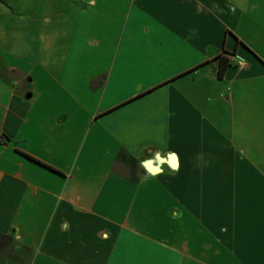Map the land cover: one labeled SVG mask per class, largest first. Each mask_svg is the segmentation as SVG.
Returning <instances> with one entry per match:
<instances>
[{
  "label": "crops",
  "instance_id": "crops-1",
  "mask_svg": "<svg viewBox=\"0 0 264 264\" xmlns=\"http://www.w3.org/2000/svg\"><path fill=\"white\" fill-rule=\"evenodd\" d=\"M0 135V264H264V0H0Z\"/></svg>",
  "mask_w": 264,
  "mask_h": 264
},
{
  "label": "trees",
  "instance_id": "trees-1",
  "mask_svg": "<svg viewBox=\"0 0 264 264\" xmlns=\"http://www.w3.org/2000/svg\"><path fill=\"white\" fill-rule=\"evenodd\" d=\"M229 65V61L227 58L220 56L219 57V69L218 74H221L222 70L225 69L226 66Z\"/></svg>",
  "mask_w": 264,
  "mask_h": 264
},
{
  "label": "built area",
  "instance_id": "built-area-1",
  "mask_svg": "<svg viewBox=\"0 0 264 264\" xmlns=\"http://www.w3.org/2000/svg\"><path fill=\"white\" fill-rule=\"evenodd\" d=\"M239 64H241V62H239ZM3 140H5V139H4V136H1V135H0V142H3Z\"/></svg>",
  "mask_w": 264,
  "mask_h": 264
}]
</instances>
